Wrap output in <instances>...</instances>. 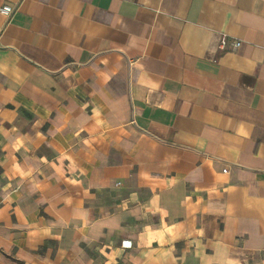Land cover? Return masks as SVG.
<instances>
[{
  "label": "crops",
  "instance_id": "crops-1",
  "mask_svg": "<svg viewBox=\"0 0 264 264\" xmlns=\"http://www.w3.org/2000/svg\"><path fill=\"white\" fill-rule=\"evenodd\" d=\"M0 6V264H264V0Z\"/></svg>",
  "mask_w": 264,
  "mask_h": 264
},
{
  "label": "built area",
  "instance_id": "built-area-1",
  "mask_svg": "<svg viewBox=\"0 0 264 264\" xmlns=\"http://www.w3.org/2000/svg\"><path fill=\"white\" fill-rule=\"evenodd\" d=\"M14 11H15V9L12 6H0V15L5 17L7 20L13 15ZM3 32H4V29L0 27V39L2 37ZM219 45H220L219 48L221 50H226L229 47L230 50L236 51L241 44L235 40L232 41L231 43H229L227 37L223 36L220 40ZM224 172H226V171H224ZM121 246L124 249H130L131 248V242L124 241V242H122Z\"/></svg>",
  "mask_w": 264,
  "mask_h": 264
}]
</instances>
